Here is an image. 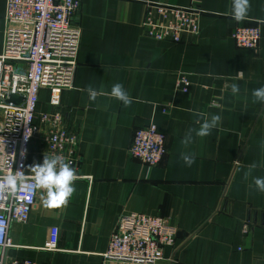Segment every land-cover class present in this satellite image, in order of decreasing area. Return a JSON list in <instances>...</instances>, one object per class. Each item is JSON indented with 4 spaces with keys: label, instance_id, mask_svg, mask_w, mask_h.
<instances>
[{
    "label": "crops",
    "instance_id": "0c3cea01",
    "mask_svg": "<svg viewBox=\"0 0 264 264\" xmlns=\"http://www.w3.org/2000/svg\"><path fill=\"white\" fill-rule=\"evenodd\" d=\"M78 1L77 65L59 107L75 138L72 154L62 155L75 169V192L66 206L48 208L36 187L28 219L9 225L11 245L0 256L35 264H122L101 255L120 216L139 213L166 218L178 230L155 264H264V192L254 185L264 177V103L252 96L264 86V0H249L239 22L231 17L232 0ZM159 6L198 10V36L178 43L146 36L141 25ZM4 9L0 0V52ZM238 27L259 28L255 49L236 47L230 34ZM181 76L189 82L185 93ZM116 83L132 98L130 106L110 95L90 100L88 86L110 93ZM48 101L49 92L41 90L28 176L29 166L53 156L46 148L50 126L38 119L51 111ZM212 115L221 120L210 135L193 132L191 143H182L198 120ZM149 122L166 148L153 167L128 153L133 130ZM182 153L194 155L190 167ZM52 226L59 231L57 249L47 251Z\"/></svg>",
    "mask_w": 264,
    "mask_h": 264
},
{
    "label": "built area",
    "instance_id": "2783aa9c",
    "mask_svg": "<svg viewBox=\"0 0 264 264\" xmlns=\"http://www.w3.org/2000/svg\"><path fill=\"white\" fill-rule=\"evenodd\" d=\"M78 9V0H5L0 52V177L17 170L24 172L41 90L49 92L51 107L50 112L39 114L38 118L50 126L47 151L53 156L73 152L75 138L65 128L59 107L61 92L72 88L77 65L80 30L74 25L73 16ZM199 14L194 8L159 6L154 15L146 16L141 27L152 39L178 43L198 34ZM230 37L236 47L253 50L261 36L258 27H238ZM177 83L185 93L187 78L181 76ZM10 94L23 97V102L5 103L4 98ZM165 152V137L153 122L133 130L128 149L132 158L153 167ZM35 193L36 185L31 179L18 184L15 194L0 192V253L11 245L9 225L28 219ZM177 232L161 216L123 214L108 238L102 259L122 264H155L162 259L163 248L174 245ZM58 233L56 226L49 228L45 250L57 249ZM0 264L35 263L6 261L0 256Z\"/></svg>",
    "mask_w": 264,
    "mask_h": 264
},
{
    "label": "clouds",
    "instance_id": "9594fccd",
    "mask_svg": "<svg viewBox=\"0 0 264 264\" xmlns=\"http://www.w3.org/2000/svg\"><path fill=\"white\" fill-rule=\"evenodd\" d=\"M250 7L249 0H232L231 17L237 22L243 20ZM237 73L240 78H243V71ZM231 89L233 94H236L239 91V86L232 84ZM86 91L89 94L90 100L93 101L98 95H110L112 98L121 101L125 107L130 106L132 103V98L125 91L121 83L114 84L110 93L98 92L92 86H88ZM252 96L254 102L264 103V86L254 89ZM220 120V115H212L210 120L205 118L202 123L198 120L197 123L200 124V127L198 129H190L186 133L182 143L185 145L191 143L193 132L201 138L210 135L211 130L217 126ZM181 159L189 167L195 162V157L191 154L182 153ZM255 167V164L250 166V168ZM28 169L32 174L31 176L25 175L21 170H17L15 173H9L0 177V192L15 194L18 184L31 179L34 181L36 187L44 190L43 203L45 207L58 208L68 204L69 199L75 192L73 184L77 179L75 169L71 167L70 162H65V159L59 155L50 157L44 154L41 164L31 165ZM254 185L257 191L264 192V177H256Z\"/></svg>",
    "mask_w": 264,
    "mask_h": 264
},
{
    "label": "water",
    "instance_id": "95a60500",
    "mask_svg": "<svg viewBox=\"0 0 264 264\" xmlns=\"http://www.w3.org/2000/svg\"><path fill=\"white\" fill-rule=\"evenodd\" d=\"M23 100H24L23 97L17 96V95H12V94H10L4 98L5 103H11L13 105H19L20 103L23 102Z\"/></svg>",
    "mask_w": 264,
    "mask_h": 264
},
{
    "label": "rangeland",
    "instance_id": "374dc122",
    "mask_svg": "<svg viewBox=\"0 0 264 264\" xmlns=\"http://www.w3.org/2000/svg\"><path fill=\"white\" fill-rule=\"evenodd\" d=\"M198 34H199V31H198ZM198 34L196 36H194V37H197ZM187 38H193V37L192 36H187Z\"/></svg>",
    "mask_w": 264,
    "mask_h": 264
}]
</instances>
